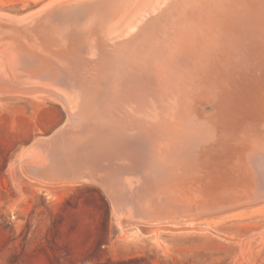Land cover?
Masks as SVG:
<instances>
[{
	"label": "rangeland",
	"instance_id": "rangeland-1",
	"mask_svg": "<svg viewBox=\"0 0 264 264\" xmlns=\"http://www.w3.org/2000/svg\"><path fill=\"white\" fill-rule=\"evenodd\" d=\"M49 1L51 0H0V14H28L29 18ZM190 1L192 0H77L71 1L73 6L80 8L77 11L62 10L55 4L42 9L38 17L23 23L16 22L15 25L21 29L28 28L18 40L24 46L28 43L35 44L33 47L41 51L40 54L50 58L51 61L43 63L53 71H64L74 76L75 70L88 60L84 69L89 78L83 75L84 80L90 79L86 88L87 95L83 100L87 102L89 89L99 91L102 87L101 82L97 81L96 73L101 71L106 62L112 61L124 42L125 45L128 40L133 42L132 37L124 39L125 29L127 33V28L134 30L139 26L133 37L138 43L145 40L147 45L149 36L164 23L170 11L180 21L189 20V14L174 10ZM194 1L198 4L207 1L212 8L210 11H213H209L210 16L208 13L204 14V18L196 14L189 16L193 17L189 20L193 24L199 21L204 26H201L203 35H199L196 38L199 40L195 42L200 41L201 45L209 43V47L200 46L206 48L201 53L204 54L202 59L197 46L196 52L193 51L198 43L194 42L189 46L190 49L185 44H175L177 51L173 47L175 54L170 56L176 57L174 61L177 63V70L173 69L174 73H170V70L165 69L159 73L160 76L163 75V82L166 84L177 86L178 89V84L182 85L181 90L185 92L182 100L187 105L181 100L180 114L183 117L189 112L192 116L187 117L192 121L189 124L192 126L182 136H178V130H175L168 137L161 134L160 140L165 142L169 139L178 145L191 144L194 153L190 158L158 156L147 163L145 157V160H140L143 161L141 163L129 158L111 159L103 154L94 160L90 158L93 156H87L86 152L79 150L85 140L93 135L112 137L114 134H109L117 125L123 128L127 126L120 131V136L135 138V127L139 125L136 120L141 117L133 115L125 118L126 122H115L111 118L114 113L113 118L118 116V110L95 101L86 110H82L80 115L84 116L80 118L75 115L79 107L67 109L62 101L48 94L36 95L30 88H21L20 91L16 87L11 89V78L0 70V77L6 81L0 80V264H264V192L261 191L264 188L254 179L252 182L249 178H244L248 172L254 171V178L256 174L260 178L264 174V150L261 149H264V0ZM54 9H58V12L51 13ZM183 14H186V18ZM13 21L0 15L1 26H8ZM113 28H121L117 30L118 35L108 34ZM83 30L93 32L94 39L91 36L88 42H80ZM9 31L1 30L0 41L10 42L11 48L17 47L19 42L11 38ZM59 34L68 36L62 51H59L61 39L56 40ZM201 36L208 39L202 42ZM95 44L99 46V55L86 58L83 47L89 48ZM1 48L0 45V50ZM197 57L201 59L198 60ZM7 59L0 52V60L9 67ZM151 85V81L147 82L144 91L153 92L155 84ZM85 106L82 105V108ZM187 106L192 107L188 109ZM78 117L81 120L74 127L72 120ZM128 120L130 121L127 122ZM81 123L86 124V128L80 129ZM97 123L100 124L96 126ZM146 124L154 127L158 133V129L162 128L159 124ZM173 127L174 125L171 126ZM63 133L65 140L61 136ZM39 158L45 166L38 167ZM112 160L115 164H112ZM151 162H160L162 165L166 163L165 167L168 169L162 168L159 163L160 168L156 169L151 166ZM252 162H255L254 166ZM49 164L53 166L48 167ZM125 164L126 167L129 165L137 168L133 172L138 178L135 186L124 185L127 173L121 174L120 166L124 167ZM112 165H115L114 168ZM82 170H86L83 173L88 171L97 175L99 181L78 177ZM141 170L145 171L142 172L144 174H136V171ZM159 170L166 175L160 174ZM173 172L177 177L172 176ZM147 177L151 180L148 179V183L145 180ZM158 178L160 181H156ZM233 182L239 183L235 184L236 188ZM228 185L230 188H227ZM251 185L252 188L248 189ZM170 189L174 190L173 195L172 190L168 191ZM119 192L122 193L121 196ZM141 192H146L148 197ZM184 192L191 193L189 198L184 196ZM129 194L134 195L132 200H129L132 197ZM115 195L118 196L115 198ZM210 199L213 201L209 202ZM202 200L203 203H208L202 204ZM150 202L156 203L153 206ZM151 206L156 211H151Z\"/></svg>",
	"mask_w": 264,
	"mask_h": 264
},
{
	"label": "bare ground",
	"instance_id": "bare-ground-1",
	"mask_svg": "<svg viewBox=\"0 0 264 264\" xmlns=\"http://www.w3.org/2000/svg\"><path fill=\"white\" fill-rule=\"evenodd\" d=\"M71 1H77V0H51L47 3H45L43 6H41L39 8V10H37L35 12V14L32 16V17H29L28 18V14L27 15H24V16H10L8 14H5V13H1L0 15H5L7 17V19H12V23L11 24H8L7 25H0V32L1 30H10V34H11V38L14 39V41L17 40V42H19V45H17V47H13L11 48L10 47V42L8 41H3L1 42L0 41V45L2 46L0 52L3 54V55H6L8 57L7 61H9L10 65L9 67H7L6 64L3 63L2 60H0V70L2 71V73L6 74V76L8 78H11L10 80H12V83H10L9 85H11V89L15 88L16 87V90L20 91L21 88H25V89H33L34 93L36 95H39V96H42L44 94H48L56 99H58L59 101H62L65 105V107L67 109H75L77 107H79V110L76 112V116H79L80 118H82L84 116L83 115H80L82 110L83 109H87L89 104L91 105L92 103H94L96 101L97 102H100V103H105L107 105H110L112 110L113 109H116L118 110L119 113H117V117L116 118H113L115 117V113L113 114L112 116V113L110 112L111 116H112V120L115 121V122H121V121H125V118H131L134 116L136 117H141V118H137V122L139 123V125H137L135 128L137 129V134L135 136V138H129L128 139V136H120L121 134V130H124L125 128H127V126L125 128H123V126H119V127H113L111 132L108 131V133L110 132L109 135H113L112 137H108L107 135H103V137L105 138H102V137H98V136H90L88 138V140H85L83 142V145L79 148V150L82 152H86L85 154L87 156H93V157H90L94 160L98 159L96 157H99L100 155H103V154H107L111 159H121V158H124V159H128L129 160L133 159V160H136L139 162H143V161H140V160H145V157L147 158V163L149 161H151V159H156L158 156L159 157H167V158H173V157H176L177 158H184V157H187L190 158L194 151L192 150V147H191V144L189 145H186V144H181V145H178V144H175L173 143L172 141H169V139H167V141H162L160 140L161 137V134H166L167 137L170 136L172 134V132H174L175 130H178V136H182L184 134V131H188L189 128L192 126V125H189L192 121L190 119H187V117H192L190 114H186L185 116L180 114V103H181V100L183 99L182 96H185V92L184 90H181L183 89V87H181L182 85L181 84H178L179 85V89L176 87H172L168 84H166L165 82H163V75L162 78L160 76V72L163 70H170V73L172 72V70L176 69L177 70V67H176V64H175V61L174 59L176 57H171L173 56V54H175V51H174V48L175 50L177 51L176 49V46L175 44H178V45H183L185 44L186 46H189L191 47L192 44H195V43H198L195 45V49L193 48V51L195 50L196 52V46L198 47V50L197 52H200V54L202 52H204V50L206 49V47H209V43H205L203 45V47H200V46H203L201 45V43H199L198 41L195 42V40H199L196 39L199 35H203V28H201V24L199 23V21H196V24H193L192 21H189L190 18H193L192 16H190V14L193 16L196 14L197 16H200L201 15V18L205 17L204 14L206 15V13H208V15L210 16V13L209 11L212 10L211 6L209 5V3L207 1H205L204 4H202L201 2L198 4V2H195L194 0L188 2V3H184V5H179L178 7H176L174 11H183L187 14H189V16H187L189 18V20H184V21H180L178 19V17H175V15L170 11L169 12V15L167 18H165V21L164 23L161 25H159L157 27V29L154 31V34L150 35L149 36V44L146 45L145 43V40L144 41H141V42H136V39L133 37L135 35V30L139 27H136L134 30L132 29H129L127 28V33H126V29L124 30L125 32L123 33L124 34V39H128L130 37H132L133 39V42L129 41L128 40V44L125 45L126 42H124V44L119 48V52L118 54H116L113 58H112V61L110 63H105L102 67H101V71H98L96 74L98 75L97 77V81H100L101 82V85L102 87H100L99 91L98 89H89L90 90V93L89 95L86 97L87 99V102H83V100L85 99V96L87 95L86 94V88L88 87V81L90 79H85L83 78V75L86 76V78H89V76L86 75V70L84 69L86 67V61L88 60H85L84 64L78 69V70H75V73H74V76H70L68 75L67 73H65L64 71H60V72H57V70H51L50 67L47 65L45 66L44 65V61L48 63V61H51L50 58L48 56H44L41 53V51L39 50H36L33 46L35 44H31V43H28L27 45H22V42L18 39H21L20 37L21 36H24L25 35V32L24 31H27L28 28H19L15 25L16 22H25V21H28V19L35 17V16H39L40 15V11L42 9H45L46 7H49V6H52V5H57L58 7H61L62 10H79L76 6H73L72 5V2ZM81 1V0H80ZM84 1V0H83ZM210 2V1H209ZM214 2V1H213ZM96 3V2H95ZM193 3V4H192ZM74 4V2H73ZM81 4V3H80ZM84 6V4H83ZM216 7V6H215ZM221 7V6H220ZM191 9L193 11H189L188 10ZM51 10V9H50ZM207 10V11H206ZM198 11H201L200 13ZM218 11V9H217ZM216 11V12H217ZM53 12H58V9H54L52 10L51 13ZM198 12V13H197ZM203 12V13H202ZM211 12V11H210ZM213 12V11H212ZM211 12V13H212ZM32 13V12H31ZM49 13V11H48ZM50 13V14H51ZM203 16H202V14ZM221 13V12H220ZM219 14V12H218ZM217 14V15H218ZM223 14V13H222ZM127 15V14H125ZM179 15V14H178ZM184 15V18H186V14H183ZM212 15V14H211ZM48 16V15H47ZM46 16V17H47ZM180 16H182L180 14ZM216 16V15H215ZM72 17V16H70ZM122 17V16H121ZM125 17V16H124ZM182 18V17H181ZM213 18V17H211ZM217 18V17H216ZM218 18H219V15H218ZM217 18V19H218ZM95 19V18H94ZM117 20V19H116ZM121 20V19H120ZM200 20V19H199ZM222 20V19H221ZM220 20V21H221ZM45 21V20H44ZM73 21V20H72ZM203 21V19H202ZM219 21V22H220ZM74 22V21H73ZM98 22V21H97ZM194 22H195V17H194ZM201 22V21H200ZM209 22V20H208ZM99 23V22H98ZM204 23V22H203ZM81 24V23H80ZM102 24V23H101ZM104 24V23H103ZM208 24V23H207ZM211 25H213L212 23H210ZM90 25V24H89ZM209 25V24H208ZM215 26V25H214ZM204 27V26H202ZM71 29V28H70ZM121 29V28H120ZM118 28H113V29H110V32H108V34H113L115 33L114 35H118L117 32L120 30ZM205 29V28H204ZM51 30V29H50ZM75 30V29H74ZM118 30V31H117ZM73 31V28L72 30ZM84 31V32H83ZM81 31L82 33L80 34L81 35V40H79L80 42L82 43H86L89 41V39L91 38L92 36V33L93 32H88V31H85L83 30ZM69 32V31H68ZM120 33V32H119ZM209 33V31L207 32V34ZM69 34V33H68ZM60 36L57 39H61L60 41V46H61V49L59 51H62V47L64 45V42L67 41L68 39V36L67 35H64V34H59ZM78 35V34H77ZM212 35H214L212 33ZM218 36V35H217ZM2 37V36H1ZM1 37H0V40H1ZM54 37V36H53ZM65 38V40H64ZM77 38H79L77 36ZM110 40L112 41V38L109 37ZM202 38V42H204L206 39H208L206 36H201ZM55 39V37H54ZM92 39H94V37L92 36ZM216 40V39H215ZM12 41V40H11ZM114 41V40H113ZM212 41V40H210ZM195 42V43H194ZM213 42V41H212ZM215 42V41H214ZM40 45H43L42 43H39ZM139 44L143 45V46H139ZM200 44V45H199ZM212 44V43H211ZM214 44V43H213ZM216 44V43H215ZM9 45V46H8ZM146 45V46H144ZM211 46V45H210ZM174 47V48H173ZM182 47V46H180ZM178 47V48H180ZM214 47V46H213ZM221 48V47H219ZM184 49V47H183ZM190 49V48H189ZM222 49V48H221ZM83 50L86 52V55H84L86 58L90 59L94 56H98L99 55V46H97L96 44L95 45H92L90 46L89 48H84L83 47ZM136 50L138 51V53L135 54ZM181 50V49H180ZM217 50H219L217 48ZM224 50V49H223ZM182 51V50H181ZM185 51V50H184ZM192 53V48L190 50ZM214 51V50H213ZM221 51V50H220ZM211 52V51H210ZM117 53V51H116ZM178 53V52H177ZM207 53V52H206ZM180 54V52H179ZM199 54V53H198ZM197 54V56H198ZM219 54V53H218ZM222 54V53H221ZM171 55V56H170ZM183 55V54H182ZM186 55V53L184 54ZM204 55V54H203ZM203 55L201 54V58L203 57ZM88 56V57H87ZM193 56V55H192ZM195 56V55H194ZM53 57V56H52ZM170 57V58H169ZM180 57V56H179ZM173 58V59H172ZM181 58V57H180ZM193 58V57H192ZM198 58V57H197ZM197 58H194V59H197ZM200 57L198 58L201 59ZM203 59V58H202ZM176 60V59H175ZM209 60V59H208ZM215 60V59H214ZM172 63H169L171 62ZM174 61V62H173ZM94 62V61H92ZM197 62V61H196ZM212 62V61H211ZM185 63V62H184ZM200 63L202 64V61H200ZM209 63V62H208ZM4 64V65H2ZM187 64V62H186ZM197 64V63H196ZM2 65V66H1ZM179 65V64H178ZM177 65V66H178ZM190 65V64H189ZM204 65V64H203ZM208 65V64H207ZM211 66V64H210ZM4 67V68H3ZM199 67V66H197ZM204 67V66H202ZM194 68V67H193ZM201 68V67H200ZM191 69V68H190ZM206 69V68H205ZM199 70V69H198ZM202 70V69H201ZM94 71V70H93ZM181 71V70H180ZM194 71V70H193ZM95 72V71H94ZM176 72V71H175ZM166 72H164V75H165ZM168 73V71H167ZM174 73V72H172ZM180 73V72H179ZM205 73V72H204ZM89 74V73H87ZM95 74V75H96ZM158 74H159V77H158ZM177 74V73H175ZM183 74V73H182ZM194 74V73H193ZM199 74V73H198ZM96 75V76H97ZM172 75V74H171ZM178 75V74H177ZM181 75V74H179ZM182 76V75H181ZM184 76V75H183ZM193 78V77H192ZM7 79V78H6ZM153 79V80H152ZM176 79V77H175ZM0 80H3L1 77H0ZM8 80V79H7ZM151 81V84H155V88H153V92H154V95H153V92L150 91V93L144 91V85L147 84V82ZM184 81V80H183ZM6 83V81H4ZM94 83V82H93ZM99 83V82H98ZM191 83V82H190ZM177 84V82H176ZM92 85V84H91ZM151 85V86H152ZM191 85V84H190ZM184 86V84H183ZM180 90V91H179ZM179 91V93H178ZM152 94V96H151ZM187 94V93H186ZM150 95V97H148ZM196 95V94H195ZM190 96V95H189ZM45 98V97H44ZM191 98V97H190ZM195 98V97H194ZM90 99V101L88 102V100ZM86 105L85 107L82 108V105H84L83 103ZM197 102V101H196ZM182 103H187V102H184L182 100ZM190 103V102H189ZM191 103H193L191 101ZM187 105V104H186ZM198 105V104H197ZM196 105V106H197ZM184 106V105H183ZM115 107V108H113ZM191 108L190 106H187V108ZM110 108V110H111ZM188 108V109H189ZM108 109V108H107ZM185 109V108H183ZM90 110V109H89ZM115 111V110H114ZM190 111V110H189ZM182 112V111H181ZM194 112V111H193ZM83 113V112H82ZM106 113V112H105ZM101 114V113H100ZM109 114V113H108ZM196 114V113H195ZM73 115V114H72ZM90 116V115H88ZM78 117V118H79ZM87 117V116H85ZM94 117V116H93ZM106 117V116H105ZM119 117V119H117ZM73 119L72 120V123L74 124V127H76V124H78V121L81 120L80 118L79 119ZM109 118V117H108ZM135 118V117H134ZM96 119V118H94ZM107 119V118H106ZM110 119V118H109ZM173 119V120H172ZM89 120V118H88ZM91 120V119H90ZM111 120V121H112ZM127 120V119H126ZM172 120V121H171ZM91 121H94L93 119ZM100 121V120H99ZM130 120H128L127 122H129ZM82 122V121H81ZM146 122L148 123V125H153V123L155 124H159L162 128L158 129L160 130L159 133L158 131L155 132V129L154 127L152 128L151 127H148L146 126ZM173 122V123H172ZM85 123V122H83ZM123 123V122H122ZM88 124V123H87ZM98 124L100 123H97L96 126H98ZM117 124H121V123H117ZM128 124V123H127ZM136 124V123H135ZM134 124V125H135ZM86 124H82L81 123V126L79 124V128L80 129H84L86 128L85 127ZM89 125V124H88ZM123 125V124H122ZM173 128H171V126H173ZM78 126V125H77ZM93 126V124L91 125V127ZM112 127V125H110ZM110 126H107V127H110ZM155 126V125H154ZM90 127V125H89ZM171 129H170V128ZM78 128V127H77ZM96 128V127H94ZM130 128V127H129ZM169 128V129H168ZM91 129V128H89ZM110 129V128H109ZM134 129V128H133ZM71 130V129H70ZM74 131V129H72ZM97 130V129H96ZM100 130V129H99ZM97 130V131H99ZM59 131H62V130H59ZM71 131V132H73ZM76 131V130H75ZM79 131V130H78ZM84 131V130H83ZM101 131V130H100ZM107 131V129H106ZM104 130V132H106ZM210 131V130H209ZM77 132V131H76ZM75 132V133H76ZM81 132V131H80ZM114 132V133H113ZM141 132V133H140ZM74 133V132H73ZM78 133V132H77ZM91 133V132H90ZM94 133V132H93ZM102 133V132H101ZM70 134V133H69ZM88 134V133H87ZM99 134V133H98ZM107 134V133H106ZM139 134V136H138ZM85 135V134H84ZM62 139L65 140V134L63 133L62 135ZM67 136V135H66ZM79 137V136H78ZM107 137V138H106ZM127 137V138H126ZM159 137V138H158ZM158 140H157V139ZM58 139V138H57ZM87 139V138H86ZM171 140V139H170ZM258 144V143H257ZM259 147V146H258ZM261 148V147H260ZM78 149V148H77ZM262 151L264 150L263 148H261ZM28 150V149H27ZM32 150V149H31ZM259 150V149H258ZM261 151V150H260ZM259 151V152H260ZM29 152H34V151H29ZM65 152V151H64ZM81 152H78V153H81ZM66 153V152H65ZM68 153V152H67ZM89 153V154H87ZM258 153V151L256 152V154ZM29 154V153H28ZM84 154V153H83ZM85 154L83 157H85ZM262 154V153H260ZM30 155V154H29ZM33 156V153L31 154ZM38 155V154H37ZM54 155V154H53ZM77 156V155H76ZM256 157L258 155H255ZM39 157V156H38ZM74 157V156H73ZM264 157V156H263ZM79 158V157H78ZM71 159V158H70ZM77 159V158H76ZM90 159L92 162L93 160ZM104 159V158H103ZM107 159V158H106ZM105 159V160H106ZM260 159L262 160L261 156H260ZM259 159V161H260ZM33 160V159H32ZM75 160V159H73ZM72 160V161H73ZM86 160V159H85ZM85 160H84V163H85ZM128 160V161H129ZM70 161V160H69ZM82 161V160H81ZM111 161V160H110ZM116 161V160H115ZM122 161V160H121ZM120 161V162H121ZM126 161V160H125ZM124 161V162H125ZM135 161V162H136ZM65 162V161H64ZM63 162V163H64ZM76 162V161H74ZM83 162V161H82ZM130 162V161H129ZM132 162V161H131ZM130 162V163H131ZM70 163V162H69ZM160 166L162 165V163L160 162H154V164L151 162V166L153 167H156V169H159V164ZM254 163L255 162H252L253 166H254ZM257 163V162H256ZM38 167H43L45 166L44 162L42 163L41 161V158H39L38 162ZM74 164V163H73ZM77 164V162H76ZM88 164V163H87ZM108 164V163H106ZM110 164V163H109ZM108 164V165H109ZM112 164H115L113 163V160H112ZM133 164V162H132ZM176 164V167H177V163ZM181 164V163H180ZM78 165V164H77ZM101 165V164H99ZM108 165L106 166L107 168ZM119 165V164H118ZM164 165V164H163ZM162 165V168L165 167V165L163 166ZM52 167L53 165L52 164H49L48 167ZM90 166V165H88ZM98 166V164H97ZM115 165H112L111 167H113ZM123 166V165H122ZM143 166V165H142ZM145 166V165H144ZM143 166V167H144ZM150 166V168H151ZM171 166V165H170ZM175 166V165H174ZM30 167V166H29ZM82 167V166H81ZM80 167V168H81ZM85 166H83L84 168ZM87 167V166H86ZM91 167V166H90ZM125 167V168H124ZM124 167H121L120 166V169H121V174L123 173H127L125 174V177H124V185H127V186H133L137 181H138V178L135 176V174H133V172L135 173L133 167H130L128 165V167H126V164ZM141 167V165H140ZM158 167V168H157ZM168 167V166H167ZM181 165L179 166V163H178V168H180ZM256 167V166H255ZM106 168V169H107ZM114 168V167H113ZM116 168V167H115ZM139 168V167H138ZM142 168V167H141ZM148 168V167H147ZM166 168V167H165ZM257 168V167H256ZM64 169V168H63ZM82 169V168H81ZM120 169H118L120 171ZM140 169V168H139ZM152 169V168H151ZM150 169V170H151ZM168 168H166L167 170ZM171 169V168H170ZM263 169V168H261ZM65 170V169H64ZM101 170V168H100ZM162 170V169H161ZM164 170V169H163ZM181 170V169H180ZM257 170V169H256ZM86 171V170H84ZM82 170V174L84 172ZM252 171V170H251ZM68 172V171H67ZM88 172V171H87ZM86 172V173H87ZM142 173V172H145V171H136V174L138 173ZM152 172H153V169H152ZM156 172V171H155ZM158 172V171H157ZM156 172V173H157ZM169 172V171H168ZM174 172H177L174 170ZM173 172V174H174ZM246 172V171H245ZM41 173V172H40ZM76 173V172H75ZM89 173V172H88ZM159 173H160V170H159ZM165 176L166 174H164V172H161L160 174H162ZM171 173V171H170ZM169 173V174H170ZM184 173V172H182ZM254 173V171H253ZM253 173H250L248 172V174L246 173V177L244 178H249V180H251L252 182L253 179L256 181L257 184H260L263 186L264 188V174H263V177L260 178L259 176H257V174L255 175V178L253 177ZM256 173V171H255ZM258 173V172H257ZM69 174V173H68ZM81 174V173H80ZM100 174V173H99ZM118 174V173H117ZM144 174V173H142ZM141 174V175H142ZM146 174V173H145ZM167 174V175H169ZM177 174V173H176ZM262 174V173H261ZM101 175V174H100ZM108 175V174H107ZM139 175V174H138ZM159 175V174H158ZM172 175V174H171ZM183 175V174H182ZM78 177H82L84 178V176H81V175H77ZM120 176V175H119ZM144 176H147V175H144ZM153 176V175H152ZM151 176V178H152ZM157 176V175H156ZM174 177H177L174 175H172ZM171 176V177H172ZM40 177V176H39ZM162 177V176H161ZM181 177V176H180ZM184 177V175H183ZM242 177V178H243ZM76 178V177H75ZM103 178V177H102ZM106 178V176H105ZM120 180H121V176L119 177ZM143 178V177H141ZM145 178V177H144ZM155 178V177H154ZM157 178V177H156ZM159 178H160V175H159ZM158 178V179H159ZM201 178V177H199ZM72 179V178H71ZM149 178L147 177L146 182L148 183V180ZM161 179V178H160ZM159 180H156V181H160ZM167 178H165L166 180ZM182 179V178H181ZM184 179V178H183ZM73 180V179H72ZM116 180V179H115ZM150 180V179H149ZM163 180V179H162ZM168 180H171V179H168ZM175 180V179H173ZM235 180V179H234ZM238 180V179H237ZM64 181V180H63ZM99 181V180H98ZM109 181V180H108ZM123 181V180H121ZM151 181V180H150ZM155 181V180H154ZM155 181V182H156ZM176 181V180H175ZM183 181V180H182ZM191 181V180H190ZM205 181V180H204ZM243 181V180H242ZM169 182V181H168ZM181 182V181H180ZM179 182V183H180ZM186 182V181H185ZM58 183V182H57ZM99 183V182H98ZM139 183V186H140V182ZM162 183V181H161ZM241 183V182H240ZM142 184V183H141ZM144 184V183H143ZM151 184V182L149 183ZM155 184V183H154ZM153 184V186H155ZM165 185V182L163 183ZM168 184V183H167ZM203 184V183H202ZM222 184V183H221ZM225 184V182H224ZM227 184V183H226ZM232 184V182H231ZM235 184H237L235 182ZM234 182H233V185H235ZM239 184V183H238ZM237 184V185H238ZM146 185V184H145ZM144 185V187H145ZM157 185V184H156ZM159 185L162 186V184L159 183ZM175 185V184H174ZM178 185V184H177ZM182 185V183H181ZM209 185V184H208ZM213 185V184H212ZM135 186V185H134ZM147 186V185H146ZM150 186V185H149ZM152 186V185H151ZM170 186V184L168 185ZM211 186V185H210ZM224 186V185H223ZM221 186V187H223ZM226 186V185H225ZM231 186V185H230ZM249 186V184H248ZM253 185H251V187H249L248 189L252 188ZM115 187V186H114ZM142 187V186H141ZM159 187V186H158ZM171 187V186H170ZM188 187H189V183H188ZM192 187V186H190ZM203 187V186H202ZM209 187V186H208ZM216 187V186H215ZM229 187V185L227 186V188ZM233 187V186H232ZM256 187V186H255ZM111 188V187H109ZM119 188V187H118ZM126 188V187H124ZM137 188V186H136ZM135 188V190H136ZM151 188V187H150ZM154 188V187H153ZM166 188V187H165ZM168 188V187H167ZM166 188V189H167ZM174 188V186H173ZM180 188V187H179ZM218 188V187H217ZM216 188V189H217ZM225 188V187H224ZM230 188V187H229ZM235 188H236V185H235ZM247 188V187H246ZM245 188V189H246ZM257 188V187H256ZM261 188V187H260ZM115 189V188H114ZM128 190H130L128 187H127ZM138 189V188H137ZM165 189V190H166ZM181 189V188H180ZM179 189V191H180ZM185 188H183L182 190L184 191ZM200 189V188H199ZM214 189V191L216 190ZM223 189V188H222ZM234 189V187H233ZM247 189V190H248ZM110 190V189H109ZM132 190V188H131ZM130 190V191H131ZM172 189L168 190V191H171ZM178 190V188H177ZM187 190V189H186ZM195 190V189H194ZM208 190V189H207ZM212 190V189H211ZM218 190V189H217ZM221 190V188H220ZM252 190V189H251ZM259 190V187L258 189ZM116 191V190H115ZM121 191V190H120ZM123 191V189H122ZM126 192V190H124ZM138 191V190H137ZM156 191H159V190H156ZM164 191V190H163ZM173 191L172 190V195H173ZM199 191V190H198ZM202 191V189H201ZM213 191V190H212ZM245 191V190H244ZM242 191V192H244ZM249 191V190H248ZM262 193L264 192L263 190H261ZM129 192V191H128ZM150 192V191H149ZM161 192V191H159ZM187 192V191H186ZM204 192V191H203ZM226 192V190H225ZM239 192V191H238ZM241 192V191H240ZM251 192V191H250ZM260 192V190H259ZM136 193V192H135ZM139 193V191H138ZM141 193H146V192H141ZM153 193V192H151ZM150 193V194H151ZM158 193V192H157ZM162 193V192H161ZM176 193V192H175ZM178 193V192H177ZM182 193V192H181ZM220 193H223V192H220ZM237 193V192H236ZM235 193V194H236ZM114 194V193H112ZM120 196L122 193H120ZM137 194V193H136ZM160 194V193H158ZM164 194H166L164 192ZM171 194V193H170ZM183 194V193H182ZM184 196L188 197L189 198V195L191 193H185L184 192ZM211 194V193H210ZM234 194V193H233ZM232 194V195H233ZM234 194V195H235ZM257 194V193H256ZM110 195V194H109ZM126 195V194H125ZM154 195H156L154 193ZM163 195V194H162ZM169 195V194H168ZM218 195V194H217ZM238 195V194H237ZM250 198L252 197V194H250ZM255 195V194H254ZM118 196V195H117ZM115 195V198L117 197ZM129 196H132V194H129ZM127 196V197H129ZM134 196V195H133ZM133 196L131 197V199L129 200H132ZM147 196V193L146 195ZM151 196V195H150ZM164 196V195H163ZM200 196V195H199ZM211 196V195H210ZM224 196H227L224 195ZM230 195H228L229 197ZM148 197V196H147ZM159 197V196H158ZM165 197V196H164ZM205 197V196H204ZM209 197V196H208ZM233 197V196H232ZM235 197V196H234ZM124 198V197H123ZM130 198V197H129ZM136 198V197H135ZM134 198V199H135ZM154 198V196H153ZM156 198V197H155ZM207 198V197H205ZM215 198V197H214ZM213 198V199H214ZM222 198V196H221ZM141 199V198H140ZM152 199V197L150 198ZM161 199V198H160ZM166 199V198H165ZM175 199V197H174ZM179 199V198H178ZM196 199V198H195ZM203 199V198H202ZM219 199V198H218ZM122 200V199H121ZM153 200V199H152ZM193 200V199H192ZM191 200V201H192ZM206 200V199H205ZM212 199L209 200V202L211 201ZM128 201V199H127ZM141 201V200H140ZM150 201V200H149ZM164 201V200H163ZM166 201V200H165ZM182 201V200H181ZM213 201V200H212ZM238 201V200H236ZM131 202V201H130ZM142 202V201H141ZM147 202V201H146ZM159 202V200L157 199V203ZM185 202V201H184ZM182 202V203H184ZM200 201H198L199 203ZM202 204H205L203 203V200L201 201ZM200 202V204H201ZM248 202V201H247ZM129 203V201H128ZM135 203V202H133ZM139 203V202H138ZM143 203V202H142ZM145 203V201H144ZM156 203V202H155ZM153 202V204H155ZM208 203V202H207ZM206 203V204H207ZM150 204H152L150 202ZM152 204V205H153ZM173 204V203H172ZM171 204V205H172ZM199 204V205H200ZM205 204V205H206ZM210 204V203H209ZM144 205V204H143ZM142 205V206H143ZM146 205V204H145ZM147 205H149V203H147ZM168 205V203H167ZM169 205V206H171ZM193 205V204H192ZM194 205H196L194 203ZM193 205V206H194ZM136 206V205H135ZM139 206V205H138ZM154 206V205H153ZM166 206V204H165ZM175 206V204L173 205ZM178 206V205H177ZM185 206V205H183ZM182 206V207H183ZM198 206V204H197ZM202 206V205H201ZM239 206V205H237ZM147 207V206H146ZM152 207V206H151ZM164 207V205H163ZM167 207V206H166ZM191 207V205H190ZM196 207V206H195ZM134 208V206H133ZM142 207L140 206V209ZM148 208H150V206H148ZM153 208V207H152ZM178 208V207H177ZM180 208V206H179ZM178 208V209H179ZM184 208V207H183ZM182 208V209H183ZM201 208H204V207H201ZM206 208V207H205ZM137 209V208H136ZM144 209H147V208H144ZM194 209V208H193ZM197 209V208H196ZM118 210V209H117ZM165 212H166V208L164 209ZM168 210V208H167ZM195 210V209H194ZM135 211V210H133ZM137 211V210H136ZM147 212V210H145ZM149 211V210H148ZM151 211H156L154 210H151ZM160 211L162 212L163 210H161L160 208ZM170 211V210H169ZM168 211V212H169ZM172 211V210H171ZM185 211V210H184ZM189 211V210H187ZM145 212V213H146ZM158 212V211H157ZM183 212V211H182ZM144 213V212H143ZM149 213V212H148ZM167 213V212H166ZM170 213V212H169ZM147 214V213H146ZM161 214V213H159ZM138 215V213H137ZM144 215V214H143ZM149 216H151L150 214H148ZM142 216V215H141ZM152 216H155L154 214Z\"/></svg>",
	"mask_w": 264,
	"mask_h": 264
},
{
	"label": "water",
	"instance_id": "water-1",
	"mask_svg": "<svg viewBox=\"0 0 264 264\" xmlns=\"http://www.w3.org/2000/svg\"><path fill=\"white\" fill-rule=\"evenodd\" d=\"M82 176L86 177V178H90V179H93V180H98V176L93 174L92 172L90 173H83L81 174Z\"/></svg>",
	"mask_w": 264,
	"mask_h": 264
}]
</instances>
